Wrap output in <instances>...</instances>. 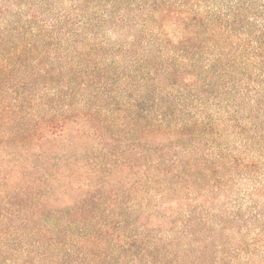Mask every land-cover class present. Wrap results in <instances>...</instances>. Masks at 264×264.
Instances as JSON below:
<instances>
[{"label":"trees","instance_id":"obj_1","mask_svg":"<svg viewBox=\"0 0 264 264\" xmlns=\"http://www.w3.org/2000/svg\"><path fill=\"white\" fill-rule=\"evenodd\" d=\"M0 172V264H264V0H0Z\"/></svg>","mask_w":264,"mask_h":264},{"label":"rangeland","instance_id":"obj_2","mask_svg":"<svg viewBox=\"0 0 264 264\" xmlns=\"http://www.w3.org/2000/svg\"><path fill=\"white\" fill-rule=\"evenodd\" d=\"M81 147H83L82 144H79ZM47 146L53 147V143H49ZM30 158L33 160V157L30 156ZM43 166L47 168V170L43 169ZM3 170V169H1ZM2 172H0L1 174ZM44 174H47L48 177H45ZM53 174V170L49 164L42 165L41 167H38L35 169L27 170L25 172L24 181L22 184H26L27 182L31 181L32 183H35L33 186L37 190L38 193L44 192L47 190H53V179H50ZM116 181V180H115ZM48 206H53V192L50 194V198L47 202Z\"/></svg>","mask_w":264,"mask_h":264}]
</instances>
